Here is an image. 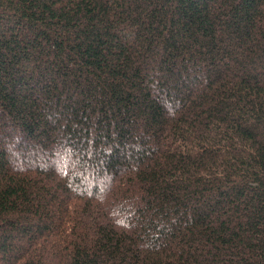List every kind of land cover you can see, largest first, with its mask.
Returning <instances> with one entry per match:
<instances>
[{"label": "trees", "instance_id": "1", "mask_svg": "<svg viewBox=\"0 0 264 264\" xmlns=\"http://www.w3.org/2000/svg\"><path fill=\"white\" fill-rule=\"evenodd\" d=\"M0 264H264V0H0Z\"/></svg>", "mask_w": 264, "mask_h": 264}, {"label": "rangeland", "instance_id": "2", "mask_svg": "<svg viewBox=\"0 0 264 264\" xmlns=\"http://www.w3.org/2000/svg\"><path fill=\"white\" fill-rule=\"evenodd\" d=\"M92 155H95V154H93V153L91 152V150L88 148V149H87V157L90 158ZM61 159H62V158H61ZM61 159H60V160H61ZM39 162H40V160H38L37 158H34V157H32V156L30 155V159H29L28 163H30V164H34V163H39ZM77 173H79V172H77ZM73 175H75V174H73ZM85 175H86V173H85ZM89 181H94L95 184H97V182H99L100 180H97V179L91 177ZM84 186L87 187V185H85V184H84ZM90 186H91V185L89 184V187H90Z\"/></svg>", "mask_w": 264, "mask_h": 264}]
</instances>
